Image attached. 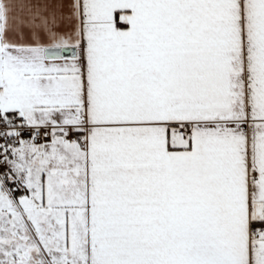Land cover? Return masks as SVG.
I'll return each mask as SVG.
<instances>
[{
    "label": "snow or ice",
    "instance_id": "snow-or-ice-1",
    "mask_svg": "<svg viewBox=\"0 0 264 264\" xmlns=\"http://www.w3.org/2000/svg\"><path fill=\"white\" fill-rule=\"evenodd\" d=\"M0 264H264V0H0Z\"/></svg>",
    "mask_w": 264,
    "mask_h": 264
}]
</instances>
